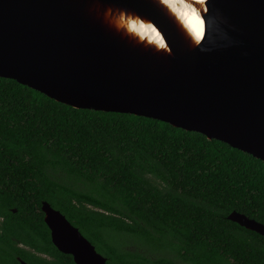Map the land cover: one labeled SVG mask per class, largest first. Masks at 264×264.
Segmentation results:
<instances>
[{"label": "trees", "instance_id": "1", "mask_svg": "<svg viewBox=\"0 0 264 264\" xmlns=\"http://www.w3.org/2000/svg\"><path fill=\"white\" fill-rule=\"evenodd\" d=\"M42 201L106 264H264V236L227 218L264 225L263 161L0 77V264H75L51 242Z\"/></svg>", "mask_w": 264, "mask_h": 264}, {"label": "water", "instance_id": "2", "mask_svg": "<svg viewBox=\"0 0 264 264\" xmlns=\"http://www.w3.org/2000/svg\"><path fill=\"white\" fill-rule=\"evenodd\" d=\"M181 1L202 18L196 39L164 0H0V77L74 108L195 131L264 162V0ZM125 23L148 26L161 44ZM41 211L60 252L106 264L63 213L47 201ZM227 218L264 236L244 214Z\"/></svg>", "mask_w": 264, "mask_h": 264}, {"label": "bare ground", "instance_id": "3", "mask_svg": "<svg viewBox=\"0 0 264 264\" xmlns=\"http://www.w3.org/2000/svg\"><path fill=\"white\" fill-rule=\"evenodd\" d=\"M199 2V4L202 5V0H195ZM164 3L172 11L176 18L180 21V26H182L188 34L192 36L193 39L198 38L202 34V18L199 15L198 12L195 11V13L186 6L181 0H164ZM195 16V19L199 21L198 28H199V36H197L196 32L193 31L192 27L189 25V19ZM127 28L129 30H132L134 33H136L139 37L145 38L148 41L154 42L156 44H161L159 42V36L158 34L149 28L148 26L139 25L136 26L134 24H127L125 23ZM159 42V43H158Z\"/></svg>", "mask_w": 264, "mask_h": 264}, {"label": "snow or ice", "instance_id": "4", "mask_svg": "<svg viewBox=\"0 0 264 264\" xmlns=\"http://www.w3.org/2000/svg\"><path fill=\"white\" fill-rule=\"evenodd\" d=\"M189 25L192 27L193 31L196 32L197 36H199V21L195 19V16L189 19Z\"/></svg>", "mask_w": 264, "mask_h": 264}]
</instances>
